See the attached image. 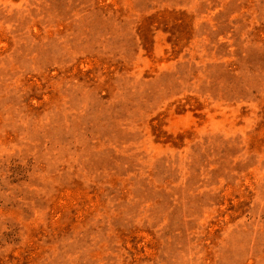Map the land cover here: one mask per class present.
<instances>
[{"label": "rangeland", "instance_id": "374dc122", "mask_svg": "<svg viewBox=\"0 0 264 264\" xmlns=\"http://www.w3.org/2000/svg\"><path fill=\"white\" fill-rule=\"evenodd\" d=\"M0 264H264V0H0Z\"/></svg>", "mask_w": 264, "mask_h": 264}]
</instances>
